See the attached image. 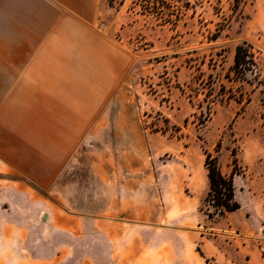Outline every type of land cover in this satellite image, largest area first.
<instances>
[{
	"label": "rangeland",
	"instance_id": "obj_1",
	"mask_svg": "<svg viewBox=\"0 0 264 264\" xmlns=\"http://www.w3.org/2000/svg\"><path fill=\"white\" fill-rule=\"evenodd\" d=\"M161 1L39 0L52 57L0 75V264H264V0Z\"/></svg>",
	"mask_w": 264,
	"mask_h": 264
},
{
	"label": "crops",
	"instance_id": "obj_2",
	"mask_svg": "<svg viewBox=\"0 0 264 264\" xmlns=\"http://www.w3.org/2000/svg\"><path fill=\"white\" fill-rule=\"evenodd\" d=\"M13 2V10L19 11L20 18H11L9 10L12 7L8 6L7 2L6 18L0 34V75H11L13 69L21 75L41 73L43 59L53 55L55 38L51 31L45 34L40 26L43 10L40 9L39 0ZM44 34L47 36L46 40Z\"/></svg>",
	"mask_w": 264,
	"mask_h": 264
},
{
	"label": "trees",
	"instance_id": "obj_3",
	"mask_svg": "<svg viewBox=\"0 0 264 264\" xmlns=\"http://www.w3.org/2000/svg\"><path fill=\"white\" fill-rule=\"evenodd\" d=\"M158 2H162L164 5L165 2L161 0H157ZM237 2H241V0H237ZM168 5V4H165ZM190 4L186 2V4H181L180 7H177L175 17L179 18L181 10L183 7H188ZM168 11L170 10V6H164ZM151 9V8H149ZM155 13L164 15L165 12L159 10L157 6L153 7ZM174 11H169L168 15H174ZM167 15V14H166ZM217 35H214L215 39ZM256 66L254 52L252 51V47L243 42L236 46L235 55H234V65L231 68L233 75L228 77L231 81H240L246 80L247 72H254V67ZM232 96H230L231 98ZM243 98V97H242ZM249 102L247 99L246 103ZM205 167L208 170V180H209V188L210 191L208 193V200L210 205L216 210L219 215H223L226 212H234L240 208L239 203L235 200V187L233 175L225 176L219 169L217 157H213L209 152H205ZM211 214H209V217Z\"/></svg>",
	"mask_w": 264,
	"mask_h": 264
},
{
	"label": "built area",
	"instance_id": "obj_4",
	"mask_svg": "<svg viewBox=\"0 0 264 264\" xmlns=\"http://www.w3.org/2000/svg\"><path fill=\"white\" fill-rule=\"evenodd\" d=\"M260 251H261V253L264 255V246H261V247H260Z\"/></svg>",
	"mask_w": 264,
	"mask_h": 264
}]
</instances>
